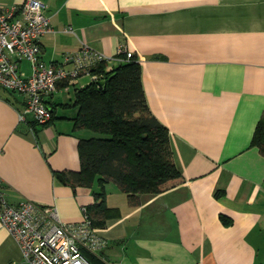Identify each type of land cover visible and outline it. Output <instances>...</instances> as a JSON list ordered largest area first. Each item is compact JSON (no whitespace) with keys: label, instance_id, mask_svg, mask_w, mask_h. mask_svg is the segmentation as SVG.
Masks as SVG:
<instances>
[{"label":"crops","instance_id":"1","mask_svg":"<svg viewBox=\"0 0 264 264\" xmlns=\"http://www.w3.org/2000/svg\"><path fill=\"white\" fill-rule=\"evenodd\" d=\"M42 2L53 27L39 40L45 63L59 64L82 42L109 56L123 44L139 60L145 102L167 127L182 173L162 191H140L134 204L115 181L104 182L108 215L95 227L107 239L105 259L264 264V154L250 144L264 114V0ZM21 68L29 73L27 60ZM89 81H60L45 97L54 107L45 124L30 113L19 121L23 97L0 87V180L11 203L55 205L66 222L94 203L96 180L72 186L63 174L80 168L77 141L92 134L74 126L77 107L69 105ZM20 258L0 222V264Z\"/></svg>","mask_w":264,"mask_h":264},{"label":"built area","instance_id":"2","mask_svg":"<svg viewBox=\"0 0 264 264\" xmlns=\"http://www.w3.org/2000/svg\"><path fill=\"white\" fill-rule=\"evenodd\" d=\"M72 31L71 26L63 28ZM53 31L42 0H22L19 3L0 2V87L23 97V110L18 119L30 113L38 124L49 122L52 112L45 97L60 81L72 85L80 75L89 80H100L101 73L92 74L90 66L105 61L125 59L134 54L120 44L115 55L109 56L82 42L77 51L66 52L59 64L45 63L40 58L39 40L45 32ZM29 63V73L21 68ZM81 218L63 221L54 205L21 199L11 203L0 180V222L18 244L21 258L16 264H93L94 257L101 264H112L105 259L102 249L107 244L81 207Z\"/></svg>","mask_w":264,"mask_h":264},{"label":"trees","instance_id":"3","mask_svg":"<svg viewBox=\"0 0 264 264\" xmlns=\"http://www.w3.org/2000/svg\"><path fill=\"white\" fill-rule=\"evenodd\" d=\"M124 56L119 53V60L90 66V72L101 73L105 82L99 85L98 80H90L76 87L69 103L77 107L74 126L90 129L92 134L77 141L80 168L63 174L72 186L98 183L94 203L86 206L94 225L108 215L104 182L115 181L134 204L140 191H162L182 180L173 161L168 129L145 102L139 60L134 55L129 59ZM50 108L52 118L54 107ZM250 144L264 154V114L258 118ZM89 258L93 264H101Z\"/></svg>","mask_w":264,"mask_h":264},{"label":"water","instance_id":"4","mask_svg":"<svg viewBox=\"0 0 264 264\" xmlns=\"http://www.w3.org/2000/svg\"><path fill=\"white\" fill-rule=\"evenodd\" d=\"M104 82H105L104 79H100V80L97 81V83H98L99 85H102ZM57 177H58L60 180H62V176H61L60 174H58Z\"/></svg>","mask_w":264,"mask_h":264}]
</instances>
